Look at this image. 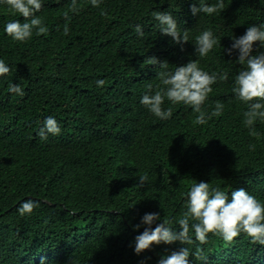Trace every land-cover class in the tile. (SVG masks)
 I'll return each mask as SVG.
<instances>
[{
    "label": "trees",
    "instance_id": "16d2710c",
    "mask_svg": "<svg viewBox=\"0 0 264 264\" xmlns=\"http://www.w3.org/2000/svg\"><path fill=\"white\" fill-rule=\"evenodd\" d=\"M215 3V0H207ZM44 0L36 13L47 33L26 42L13 40L4 26L26 22L0 3V59L11 71L0 76V264H38L57 251L53 264H157L168 244L131 255L141 217L159 212L177 221L186 211L185 193L199 181L227 190L244 188L264 203V121L258 136L244 125L247 104L232 92L235 75L245 68L238 51H226L232 37L264 23V0H224L214 16H193L183 0ZM156 11L171 12L189 41L178 45L161 34ZM68 12L70 19L64 13ZM144 26V37L133 31ZM68 27L67 35L64 34ZM211 28L220 45L206 57L195 53V37ZM254 42L253 54L264 51ZM170 70L198 60L209 73H226L212 85L202 105L208 117L190 106L162 107L172 116L160 120L139 103L147 85L159 84V64ZM103 80L102 86L97 81ZM18 84L23 97L10 93ZM223 104L212 115L216 103ZM47 116L56 118L59 135L37 134ZM147 173L148 182L139 176ZM39 201L20 215L26 199ZM191 264H264V245L245 233L224 242L209 233L206 244L186 245ZM50 256V255H49Z\"/></svg>",
    "mask_w": 264,
    "mask_h": 264
},
{
    "label": "clouds",
    "instance_id": "9594fccd",
    "mask_svg": "<svg viewBox=\"0 0 264 264\" xmlns=\"http://www.w3.org/2000/svg\"><path fill=\"white\" fill-rule=\"evenodd\" d=\"M156 1V0H148ZM186 6L191 5L190 11L193 16L205 14L214 16L225 9L224 0H215L208 3L207 0H183ZM104 0H90L94 8H99ZM6 4L13 13H18L26 22L19 20L8 22L4 26V32L13 40L26 42L32 38L33 32L37 35L47 33V26L43 19L37 16L43 7L44 0H0ZM70 11H77L76 0H73ZM66 19H70L68 12L64 13ZM153 19L161 34L170 36L172 41L182 45L189 41V32L182 30L177 18L171 12L156 11ZM144 26L137 23L133 31L138 38L145 35ZM68 27L65 26L64 34L67 35ZM232 44L226 50L229 55L233 50L238 51L237 61L245 68L235 75L232 92L241 102L247 104L244 111V125L249 130L250 136H258L255 130L257 121H264V51L253 54L254 42L257 48H264V23L248 26L243 35L232 37ZM195 53L203 58L220 45L218 38L211 28L202 30L195 37ZM159 64L161 69L156 73L159 84L147 85L139 100L152 115L160 120H168L172 116V109H164L162 105L165 99L173 105L183 104L190 106L198 113L194 123L203 125L207 122V115L202 111V105L213 91L212 85L218 81L228 79L226 73H209L201 67L198 60L176 66L170 70L168 62H158L152 58L151 64ZM11 71L9 65L0 59V76H5ZM103 80L97 81V86H102ZM8 91L20 97L25 95L24 90L18 84H10ZM223 104L216 103L212 115H219L223 111ZM61 126L56 118L47 116L43 126L38 130L41 139H47L48 134L59 135ZM141 184L148 182V175L139 176ZM185 197L186 211L176 222L179 230L174 228L172 220H161L159 212H148L141 217L140 224L134 228L144 225V230L135 236L134 248L131 246V255L140 254L144 250H150L153 244H168L164 249L167 255H162L157 264H191L189 259L192 253L186 245L199 242L204 245L208 241L209 233L219 236L224 242L231 243L240 237L241 233L247 234L253 244L264 245V203L260 202L254 195L244 188L235 189L228 194L227 190L219 187H211L208 181L193 183L183 193ZM39 201L26 199L21 202L18 211L20 215L31 214L38 206ZM40 250L49 252L45 261H37L38 264H53L58 253L45 247ZM135 252V253H134Z\"/></svg>",
    "mask_w": 264,
    "mask_h": 264
}]
</instances>
